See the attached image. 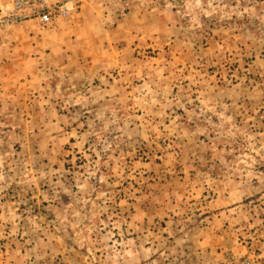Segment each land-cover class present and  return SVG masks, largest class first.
<instances>
[{
	"label": "rangeland",
	"instance_id": "obj_1",
	"mask_svg": "<svg viewBox=\"0 0 264 264\" xmlns=\"http://www.w3.org/2000/svg\"><path fill=\"white\" fill-rule=\"evenodd\" d=\"M70 6L0 24V264H264V0Z\"/></svg>",
	"mask_w": 264,
	"mask_h": 264
},
{
	"label": "built area",
	"instance_id": "obj_2",
	"mask_svg": "<svg viewBox=\"0 0 264 264\" xmlns=\"http://www.w3.org/2000/svg\"><path fill=\"white\" fill-rule=\"evenodd\" d=\"M72 0H4L0 8V24L36 21L47 25L54 18H67L70 14Z\"/></svg>",
	"mask_w": 264,
	"mask_h": 264
}]
</instances>
